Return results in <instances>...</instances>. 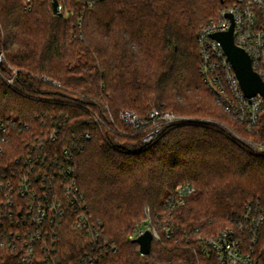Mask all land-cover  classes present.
I'll return each mask as SVG.
<instances>
[{"label":"trees","instance_id":"16d2710c","mask_svg":"<svg viewBox=\"0 0 264 264\" xmlns=\"http://www.w3.org/2000/svg\"><path fill=\"white\" fill-rule=\"evenodd\" d=\"M235 1L103 0L80 20V14L55 15L52 0H0V70L7 77L16 70L21 90L0 77V117L28 126L12 132H60L48 145L51 154L79 145V188L116 248L96 264H213L199 236L215 235L247 206L264 216V155L222 126L264 143V112L257 131L246 132L200 72L198 31ZM65 6L78 5L65 0ZM152 108L195 121L168 125L148 143L113 131H128L123 111L146 115ZM185 183L196 193L169 218L168 201ZM148 210L175 232L154 240L142 256L130 237ZM65 229L60 254L69 259L79 236ZM260 243L264 249V225Z\"/></svg>","mask_w":264,"mask_h":264},{"label":"built area","instance_id":"2783aa9c","mask_svg":"<svg viewBox=\"0 0 264 264\" xmlns=\"http://www.w3.org/2000/svg\"><path fill=\"white\" fill-rule=\"evenodd\" d=\"M58 1L59 16L80 14L82 20L103 0H75L76 10L66 8L65 0ZM232 26L236 46L250 56L254 71L264 82V0H236L198 31L200 72L205 85L225 112L243 125L246 132L253 133L262 120L264 96L245 95L229 57L213 38L214 34L228 32ZM14 72V76L7 77L0 70V77L9 88L21 93L15 82L17 71ZM109 117L115 125L110 113ZM94 119L97 125L110 129L101 116L94 115ZM120 119L128 131L119 128L113 131L140 136L143 143L154 140L168 125L195 121L158 108H152L146 115L125 110ZM14 128L28 126L11 117H0V264H96L109 251L116 252L104 239L103 224L90 214L79 188L75 171L79 145L74 142L51 154L48 145L58 141L60 132L47 135L46 132H12ZM228 130L252 151L264 155V143L245 140L231 128ZM195 193L196 188L190 183L180 185L168 201L165 214L172 217V211L184 206ZM263 225L262 212L247 206L215 235L199 236L201 252L213 259V264H264L260 243ZM66 226L79 236L75 240L77 252L73 251L69 259L60 254ZM146 231L152 232L153 241H160L163 235L174 237L175 227L162 217L154 220L148 210L143 224L130 239L135 240Z\"/></svg>","mask_w":264,"mask_h":264},{"label":"water","instance_id":"95a60500","mask_svg":"<svg viewBox=\"0 0 264 264\" xmlns=\"http://www.w3.org/2000/svg\"><path fill=\"white\" fill-rule=\"evenodd\" d=\"M53 12L55 15L59 14L58 0L53 1ZM213 38L222 45L226 55L229 57L245 95L248 98L255 97L258 94L264 96V82L254 71L250 56L235 44L234 26L228 32L214 34ZM2 55L3 52L0 47V63L2 61ZM153 239L152 232L146 231L134 240V243L139 246L141 255L148 256L151 253Z\"/></svg>","mask_w":264,"mask_h":264},{"label":"rangeland","instance_id":"374dc122","mask_svg":"<svg viewBox=\"0 0 264 264\" xmlns=\"http://www.w3.org/2000/svg\"><path fill=\"white\" fill-rule=\"evenodd\" d=\"M216 16H217V15H216ZM216 16H215V17H216ZM215 17H214V18H215ZM235 122H236V121H235ZM236 123H237V122H236ZM221 125H222V124H221ZM222 126H223L224 128H226L228 132H230V131L228 130V128H230V127H228V126H226V125H222ZM232 130H233V129H232ZM234 132H235V131H234ZM143 222H144V220H143ZM139 226H140V225H139Z\"/></svg>","mask_w":264,"mask_h":264}]
</instances>
